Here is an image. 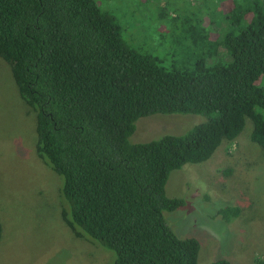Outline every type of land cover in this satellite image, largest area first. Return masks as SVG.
I'll return each mask as SVG.
<instances>
[{"label":"trees","instance_id":"trees-1","mask_svg":"<svg viewBox=\"0 0 264 264\" xmlns=\"http://www.w3.org/2000/svg\"><path fill=\"white\" fill-rule=\"evenodd\" d=\"M201 1L218 39L184 28L186 38L202 31L203 52L193 68L170 69L131 48L96 0H0V58L37 112L38 155L63 178V219L113 251L114 264H199L200 242L180 238L165 217L186 205L167 194L171 174L210 160L248 120L264 152V0H232L228 12ZM174 114L206 121L131 143L140 119ZM240 212L227 206L218 215L230 222ZM2 231L0 223V242Z\"/></svg>","mask_w":264,"mask_h":264},{"label":"rangeland","instance_id":"rangeland-1","mask_svg":"<svg viewBox=\"0 0 264 264\" xmlns=\"http://www.w3.org/2000/svg\"><path fill=\"white\" fill-rule=\"evenodd\" d=\"M96 1L115 17L131 48L170 69L193 68L203 52L201 30L186 38L184 28L198 25L218 39L215 25L203 22L208 11L201 0ZM214 1L209 11L232 8V0ZM259 85L264 88V76ZM205 121L202 115L150 116L137 122L130 141L185 134ZM36 126L37 112L21 98L11 66L0 58V264H114L113 251L77 237L64 221L63 178L38 155ZM253 128L248 120L237 140H225L210 160L187 164L168 181V196L186 205L166 212L167 223L180 238L200 242L199 264L264 261V152L251 140ZM227 206L241 209L237 219L218 215Z\"/></svg>","mask_w":264,"mask_h":264}]
</instances>
